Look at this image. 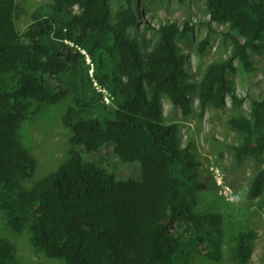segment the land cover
<instances>
[{"label":"trees","instance_id":"obj_1","mask_svg":"<svg viewBox=\"0 0 264 264\" xmlns=\"http://www.w3.org/2000/svg\"><path fill=\"white\" fill-rule=\"evenodd\" d=\"M111 2L51 0L50 17L33 15L19 33L16 0H0L3 221L14 234L26 231L32 250L64 264H190L193 256L218 263L223 217L196 212L201 161L192 153V143L179 147L178 125L164 124L161 97L184 117L193 113V94L200 116L208 106L223 109L227 97L239 106L227 75L235 74L234 61L252 73L249 52L264 54V0H205L211 22L227 27L221 35L231 51L208 64L198 82L190 80L186 56L178 53L177 40L192 31L189 21L182 28L170 21L160 24L159 39L144 54L149 40L143 34L128 37L140 23L133 0H116L115 11ZM206 26L199 54L219 33ZM95 84L108 92L110 104ZM70 95L73 102L61 118L70 132L68 157L25 188L36 162L19 140L20 126ZM228 124L241 133L240 144L233 147L237 163L245 155L259 162L264 155V97L251 101L249 117H232ZM107 144L120 161L138 162L140 178L119 181L105 160L84 158ZM263 188L264 168L253 178L247 200L259 198ZM255 239L253 231L234 235L235 263H248ZM0 264H18L13 244L1 238Z\"/></svg>","mask_w":264,"mask_h":264},{"label":"rangeland","instance_id":"obj_2","mask_svg":"<svg viewBox=\"0 0 264 264\" xmlns=\"http://www.w3.org/2000/svg\"><path fill=\"white\" fill-rule=\"evenodd\" d=\"M50 2L51 0H16L21 9L15 19L17 31L24 32L32 23L33 15L49 18L50 11L47 6ZM132 5L139 15L140 23L128 31V37L138 39L143 34L149 40L144 54L151 51L159 39L160 24L170 21L182 28L183 23L189 21L192 31L185 38L177 40V45L178 53L186 56V70L191 75V81L198 82L208 64L229 56L231 44L224 43L221 35L227 27L211 22L205 9V0H185L182 3L180 0H133ZM111 7L113 11L116 10V0H112ZM72 12H77L76 7ZM206 23L219 33L210 38L205 52L199 54V42L207 33ZM146 26L148 29H145ZM249 54L255 69L252 73L243 72L238 62L234 61L236 72L227 75L233 84L235 95L241 100L239 106L233 105L230 97H227L223 109L216 110L208 106L200 116L198 100L193 94V113L184 117L164 95L161 97L164 124H177L179 147L184 148L192 143V153L201 161L196 212L218 213L223 217L221 260L218 263H208L193 256L190 264H237L232 259L233 237L243 230L256 234L252 255L247 264H264V209H259L264 200V188L259 198L253 201L246 198L253 178L264 168V155L259 162L245 155L241 164H238L233 147L240 144L241 133L228 124L232 117H249L251 101L264 97V54ZM86 64L89 65L88 74L92 77V67L88 59ZM94 86L102 95L105 104H110L108 92L96 84ZM73 99L74 95H70L56 106L45 107L32 120L21 124L19 140L36 162L32 177L22 184L25 188L32 187L67 159L70 132L62 126L61 118ZM84 158L93 162L105 160L119 181L138 179L141 176L138 162L120 161L112 144H107L97 154L85 155ZM27 236L26 231L12 233L6 227L0 211V238L13 244L18 264H64L61 260L47 259L41 252L32 250Z\"/></svg>","mask_w":264,"mask_h":264}]
</instances>
